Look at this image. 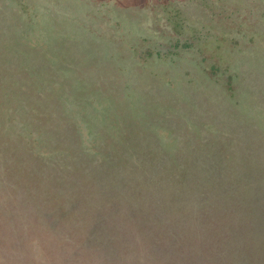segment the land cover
Returning <instances> with one entry per match:
<instances>
[{"label":"rangeland","instance_id":"obj_1","mask_svg":"<svg viewBox=\"0 0 264 264\" xmlns=\"http://www.w3.org/2000/svg\"><path fill=\"white\" fill-rule=\"evenodd\" d=\"M0 264H264V0H0Z\"/></svg>","mask_w":264,"mask_h":264}]
</instances>
